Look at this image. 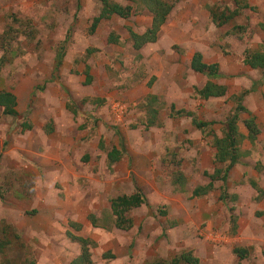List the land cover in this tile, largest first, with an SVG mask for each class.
<instances>
[{
	"label": "rangeland",
	"instance_id": "374dc122",
	"mask_svg": "<svg viewBox=\"0 0 264 264\" xmlns=\"http://www.w3.org/2000/svg\"><path fill=\"white\" fill-rule=\"evenodd\" d=\"M109 1L136 13L106 17L92 33L99 0H0V93L13 94L19 112L15 119L0 108V240L8 226L13 241L0 264H69L80 245L68 232L95 242L94 264H170L186 252L201 264H264V71L244 64L246 50L264 51V0H243L248 8L222 27L211 9L233 11L237 0H182L141 51L131 34L149 29L151 15ZM111 33L119 43L108 42ZM201 51L219 64L223 78L213 83L225 97L198 95L209 82L191 70ZM256 82L239 122L243 157L225 187L228 205L221 182L193 197L211 182L206 172L225 168L214 138ZM250 115L255 142L244 125ZM193 118L214 125L202 132ZM113 148L123 155L110 166ZM138 190L149 206L131 213L130 231L114 228L111 200ZM240 247L245 260L234 253Z\"/></svg>",
	"mask_w": 264,
	"mask_h": 264
},
{
	"label": "trees",
	"instance_id": "16d2710c",
	"mask_svg": "<svg viewBox=\"0 0 264 264\" xmlns=\"http://www.w3.org/2000/svg\"><path fill=\"white\" fill-rule=\"evenodd\" d=\"M102 4V10L100 16L95 17L91 32L94 33L96 28L106 17H111L112 15H117L122 19H129L136 12L132 6H121L120 4H112L109 0H99ZM132 1L134 4L138 5L139 10L148 12L152 17V24L143 34L133 33L131 34L133 39V48L136 51H141L148 44H153L158 41L159 31L162 26L167 22L170 14L172 13L174 7L182 0L166 1V0H128ZM236 9L230 11L228 9L220 10L218 8L211 9V17L213 22L222 27L228 24L232 19L239 16L241 10L247 9L248 5L243 4V0H237ZM237 30V28H234ZM108 42L117 44L119 43V36L111 33L108 37ZM244 64L249 66L253 70L264 71V51L263 52H251L246 50L245 52ZM191 70L197 74L209 78V82L203 87L202 90L198 91L200 98L204 100H209L210 98H220L225 97L226 89L220 85L213 83L215 80H220L223 75L220 73V67L218 64H207L204 61V56L201 52H196L191 59ZM260 82L255 83L252 89L246 91L241 96L236 97L237 107L233 114L229 116L226 120L224 136L219 138L215 136L213 147L216 149V163L224 164L225 168H216V170L209 174L205 173L206 176L210 177L211 182L207 186H200L196 188L193 192V197H202L207 195L211 190L214 189L215 182H221L223 184L221 200L228 205L227 199V186L228 180L231 176L232 170L240 164V160L243 157V152L241 151V143L245 136L241 133L239 128V122L241 120V115L243 113H249L248 109L245 107L244 101L245 97L251 92H256L260 88ZM17 99L11 93L1 92L0 93V108H2V113L5 116L17 118L19 117V112L17 110ZM177 115H182L184 112H178ZM192 117V115H189ZM193 125L202 132H205L208 128L212 127L214 123L199 121L197 118H193ZM244 125L248 130L247 139L250 142H255L260 134L259 125L255 116L250 115L244 120ZM23 127H28V125L23 124ZM123 155L122 149L113 148L112 151L108 152V161L110 166L115 165L121 160ZM185 179L180 176L176 179V183H184ZM254 186V185H253ZM255 187V186H254ZM257 188V186H256ZM258 189V188H257ZM260 192V191H259ZM261 194V193H260ZM149 206L147 198L141 190L136 191L131 195H122L113 200H111V212L113 217L114 228L121 231H130L134 227V220L131 217V213L142 206ZM88 220L93 227H99L98 219L95 215H89ZM71 226L76 229V231H81L82 226L71 223ZM10 227L4 228V240H0V251L5 252L8 250L13 243L9 240L11 230ZM68 237L72 242L80 245V253L75 257L69 264H94L92 259L91 248L94 247L95 242L88 238H83L81 236H76L71 232H68ZM8 237V239H7ZM15 238L18 239L19 236L16 234ZM19 240V239H18ZM234 253L240 260H245L248 257V251L245 248H235ZM18 264L11 261H7L4 264ZM36 264L35 261L29 264ZM23 264H26L24 262ZM156 264H165L159 263ZM170 264H201L199 258L195 257L192 252L183 253L170 261Z\"/></svg>",
	"mask_w": 264,
	"mask_h": 264
},
{
	"label": "crops",
	"instance_id": "0c3cea01",
	"mask_svg": "<svg viewBox=\"0 0 264 264\" xmlns=\"http://www.w3.org/2000/svg\"><path fill=\"white\" fill-rule=\"evenodd\" d=\"M212 22H213V20H212ZM213 24H215L214 22H213ZM216 25V24H215ZM201 53L203 54V56H204V53L201 51ZM205 58V57H204ZM205 61V60H204ZM205 63H207L206 61H205ZM207 64H218V63H207ZM219 65V64H218Z\"/></svg>",
	"mask_w": 264,
	"mask_h": 264
}]
</instances>
